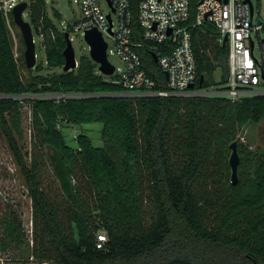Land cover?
<instances>
[{"label": "trees", "instance_id": "trees-1", "mask_svg": "<svg viewBox=\"0 0 264 264\" xmlns=\"http://www.w3.org/2000/svg\"><path fill=\"white\" fill-rule=\"evenodd\" d=\"M132 3L136 14L138 0ZM198 3L191 0L187 24L197 62L195 89L202 77L204 88L229 78V46L218 42L217 29L192 26ZM27 14L33 31L43 36L50 70L41 63L23 79L24 41L12 21L22 46L16 57L0 11V94L12 97L0 99V130L26 181L34 231L30 239L19 214L8 207L0 216V262L15 252L20 261L41 264H264V153L239 138L246 125L264 120V96L239 102L107 96L123 89L92 60L83 57L76 70L63 71L65 33L54 27L45 2L30 3ZM141 54L158 88H165L166 77L150 53ZM25 102L31 106L30 164L19 144ZM93 123L103 124L102 147L85 134L75 147L68 144L65 125ZM235 141L241 166L233 186L229 147ZM46 150L61 203L44 188ZM80 174L83 184L77 183ZM149 202L155 208L151 223ZM100 231L107 234L103 249L97 248Z\"/></svg>", "mask_w": 264, "mask_h": 264}, {"label": "built area", "instance_id": "built-area-1", "mask_svg": "<svg viewBox=\"0 0 264 264\" xmlns=\"http://www.w3.org/2000/svg\"><path fill=\"white\" fill-rule=\"evenodd\" d=\"M38 0H0L4 15L14 39V52L18 57V39L12 25L13 10L23 3ZM46 4V0H43ZM75 0L80 17L69 33L86 35L96 29L108 44L107 58L113 54L122 67L115 66L110 81L123 89L113 97L134 99L186 98L224 99L239 102L244 98L264 96V0L259 12L253 0H199L193 27L214 26L224 44L228 36L229 78L226 83L198 89L197 62L191 28V0H138L136 14L132 0ZM27 11L24 18H27ZM63 32V33H66ZM171 32V33H170ZM41 42L43 36L40 37ZM259 49V56L256 53ZM142 51L157 56L155 62L166 77L165 88H158L157 80L144 66ZM109 60V59H108ZM154 60V58H153ZM155 61V60H154ZM110 62V61H109ZM111 63V62H110ZM112 64V63H111ZM85 95H46L61 100ZM12 98L0 94V99ZM76 132V131H75ZM78 135L73 139H77ZM107 236L98 235L97 248L103 249Z\"/></svg>", "mask_w": 264, "mask_h": 264}, {"label": "rangeland", "instance_id": "rangeland-1", "mask_svg": "<svg viewBox=\"0 0 264 264\" xmlns=\"http://www.w3.org/2000/svg\"><path fill=\"white\" fill-rule=\"evenodd\" d=\"M253 3L258 6L259 12H263V1L258 2V0H253ZM101 4L105 11L107 7L105 1L101 0ZM46 12L49 19L52 21L54 27L60 32L69 31L73 28L74 24L78 21L80 17V7L76 4L75 0H46ZM58 13L61 17L56 16ZM26 19V17H25ZM34 38L36 43V53H37V66L38 64H44V70H50L46 67V55L44 48L41 46V39L38 34L34 31ZM70 40L72 42L73 48L76 53L77 62L81 58L91 59L90 55V46L87 43L85 36L81 34L70 33ZM20 50H21V44ZM25 51V46L23 48V55ZM257 55L259 56V49L256 50ZM20 54L18 53V56ZM109 61L121 68L122 64L118 57L113 54H109ZM21 74L23 79L27 81L31 75L28 71V67L21 68ZM97 70L99 71V66L97 65ZM43 74H46L44 71ZM35 75V74H34ZM222 71L216 73L217 81H221ZM31 99L32 97H23L21 99ZM51 98V97H46ZM33 99V98H32ZM23 116H22V131L23 136L19 140V144L22 148L24 156L28 162L31 163L32 153H33V134L31 130V106L28 102L23 104ZM63 132L68 139V144L75 147L76 140L73 139L74 136L85 134L90 136L93 141V144L96 147H102L103 141L101 139L103 124L93 123L85 124L82 126L77 125H65L63 127ZM76 131V132H75ZM239 138L245 146L249 147L251 150L264 153V120L259 124H248L246 125L239 134ZM45 154V163L46 166L43 169V182L46 192L50 195L51 199L57 203L62 202L61 193L59 189V183L56 180V177L53 172L51 164L47 161L48 155L51 154L50 151L46 150ZM84 178L80 174L77 183L83 184ZM10 207L14 209L20 216L24 228L27 230L30 239L33 238L34 223H33V209L32 202L28 196V189L26 186V181L21 174L20 169L15 164V159L12 152L9 149L7 141L0 130V216L5 213L7 208ZM155 208L152 202H149L146 207V215L148 222L151 223L152 216H154ZM99 234L107 235L106 232L100 231ZM17 253L8 252V254L3 255L0 264H41L36 263L33 259L29 262L17 258ZM50 264V263H44Z\"/></svg>", "mask_w": 264, "mask_h": 264}, {"label": "water", "instance_id": "water-1", "mask_svg": "<svg viewBox=\"0 0 264 264\" xmlns=\"http://www.w3.org/2000/svg\"><path fill=\"white\" fill-rule=\"evenodd\" d=\"M250 0H248L249 2ZM28 9V4L23 3L13 10L14 23L18 27L22 39L25 45L24 60L26 66L29 69H35L37 67V53H36V43L34 38V31L31 24L24 18V13ZM171 33V32H170ZM66 38V48L63 51L65 64L63 71L69 72L76 70L79 66L77 62L76 53L73 48L72 42L69 37V33H65ZM85 39L89 44L91 50L90 55L92 61L99 66V72L106 76L111 77L115 73V66L111 64L107 58L108 44L106 43L102 33L96 29L90 30L86 33ZM228 36L224 38V45L227 44ZM155 62L157 61V56L153 54ZM204 83V78L202 77L199 82V86L202 87ZM196 84L190 85V88H195ZM111 96L112 94H105ZM31 97V96H21ZM43 97V96H34ZM231 154L229 157V166L231 168V184L233 186L237 185L240 180V166H241V155L239 152V143L237 141L230 145Z\"/></svg>", "mask_w": 264, "mask_h": 264}]
</instances>
